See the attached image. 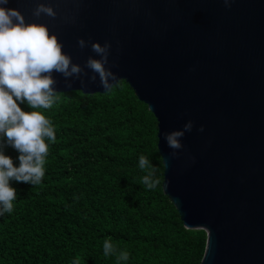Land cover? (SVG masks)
Returning a JSON list of instances; mask_svg holds the SVG:
<instances>
[{"label": "water", "instance_id": "95a60500", "mask_svg": "<svg viewBox=\"0 0 264 264\" xmlns=\"http://www.w3.org/2000/svg\"><path fill=\"white\" fill-rule=\"evenodd\" d=\"M39 3L56 18L36 19ZM6 7L45 24L82 68L100 57L90 43L81 50L79 39L109 42L106 67L118 77L111 83L126 81L158 122L163 192L188 229L207 232L202 264H264V0L227 7L223 0H9ZM84 70L88 83L94 73ZM53 78L57 93L107 92L98 75L87 88ZM189 121L192 131L170 159L164 135Z\"/></svg>", "mask_w": 264, "mask_h": 264}, {"label": "trees", "instance_id": "16d2710c", "mask_svg": "<svg viewBox=\"0 0 264 264\" xmlns=\"http://www.w3.org/2000/svg\"><path fill=\"white\" fill-rule=\"evenodd\" d=\"M19 106L44 115L56 140L45 139L39 185L10 181L18 219L12 239L1 230L9 213L0 216V264H202L207 232L188 229L163 192L158 122L126 81L103 94L57 93L49 109ZM0 143L18 167L19 153ZM142 155L161 181L155 189L142 184ZM108 239L117 253L105 256Z\"/></svg>", "mask_w": 264, "mask_h": 264}, {"label": "clouds", "instance_id": "9594fccd", "mask_svg": "<svg viewBox=\"0 0 264 264\" xmlns=\"http://www.w3.org/2000/svg\"><path fill=\"white\" fill-rule=\"evenodd\" d=\"M232 2L223 0L226 7ZM8 3L9 0H0V141L6 140V144L19 153V166H14L12 158L4 155L5 145L0 143V216L12 213L13 201L17 198L16 189L10 186V181L31 186L42 182L45 157L48 155L45 139L56 140L55 130L44 115L38 111L25 112L19 104L27 103L32 109L51 108L57 94L53 73L65 78L66 88H72V78L79 80L81 88H87L90 83L96 82L98 75L100 86L106 91L113 86L112 81H118L117 75L106 67L111 50L109 42L102 46L79 39L77 43L81 50L90 43L92 52L100 57H88L82 68L63 52L57 35L51 34L45 24L26 22L19 10L6 7ZM42 14L52 19L57 16L53 7L39 3L32 15L39 19ZM116 66L115 63L111 65ZM85 68L94 73L88 83L83 79L88 75ZM192 128L193 124L189 121L182 131L165 133L164 139L173 150L170 159L178 157V151L183 148L181 138ZM199 131L203 132V127ZM164 166L167 167L165 161ZM139 167L146 172L142 184L147 189L160 185V179L155 176L156 168L148 158L140 156ZM103 249L105 256L117 253L110 239L104 241ZM117 259L127 261L128 252H119Z\"/></svg>", "mask_w": 264, "mask_h": 264}, {"label": "rangeland", "instance_id": "374dc122", "mask_svg": "<svg viewBox=\"0 0 264 264\" xmlns=\"http://www.w3.org/2000/svg\"><path fill=\"white\" fill-rule=\"evenodd\" d=\"M17 215L18 213L12 211V213L9 214V219L5 218L4 221H5V225L1 226V230H4V231H11V235H10V238L14 239L15 238V232H13L10 228V224L14 222V220L18 219L17 218ZM10 220V222H9ZM17 221V220H16Z\"/></svg>", "mask_w": 264, "mask_h": 264}]
</instances>
